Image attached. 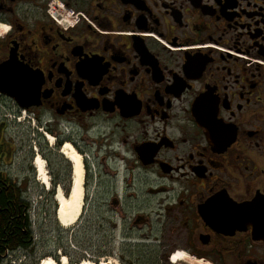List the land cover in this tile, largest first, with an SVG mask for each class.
<instances>
[{
	"label": "flooded vegetation",
	"instance_id": "flooded-vegetation-1",
	"mask_svg": "<svg viewBox=\"0 0 264 264\" xmlns=\"http://www.w3.org/2000/svg\"><path fill=\"white\" fill-rule=\"evenodd\" d=\"M10 56L126 264H264V0H0Z\"/></svg>",
	"mask_w": 264,
	"mask_h": 264
},
{
	"label": "rangeland",
	"instance_id": "rangeland-1",
	"mask_svg": "<svg viewBox=\"0 0 264 264\" xmlns=\"http://www.w3.org/2000/svg\"><path fill=\"white\" fill-rule=\"evenodd\" d=\"M27 116L32 117V115ZM23 117L22 111L14 104L0 98V133L13 150L11 157L4 158L0 171L22 188L23 197L29 204L28 213L33 236L30 248L17 250L5 256L4 264H39L45 258H51L57 262L62 256L67 257L68 264H78L82 260L97 263L99 260L107 259L103 252L107 245L114 247L112 252H116L110 260L117 264H126L125 258L120 255L122 251L120 249L116 251L121 238L118 236L119 231L113 232L115 235L113 238L108 236L110 233L106 235L107 228L105 229L103 222L99 219L104 212L103 207L90 200L94 188L93 174H90L86 188L88 195L85 191L82 216L78 222L68 228L58 223L55 217L54 196L58 187L66 197L69 195L72 164L60 154V149L56 148L57 142H48L41 132L43 128V131L52 135L55 140L56 134L53 127L41 126L36 119L32 122ZM36 154L45 160L50 179L48 189L37 179L38 176L32 164ZM96 176V188L107 181L103 175L96 174ZM107 238L110 241H106ZM112 240H115L114 243ZM104 241L109 243H105V246ZM123 254L129 257L135 255L136 251L129 248ZM140 254L142 252H138L137 258ZM135 257L136 255L132 259L135 260Z\"/></svg>",
	"mask_w": 264,
	"mask_h": 264
},
{
	"label": "bare ground",
	"instance_id": "bare-ground-1",
	"mask_svg": "<svg viewBox=\"0 0 264 264\" xmlns=\"http://www.w3.org/2000/svg\"><path fill=\"white\" fill-rule=\"evenodd\" d=\"M6 29H2V33H5ZM45 138L48 142L53 143L54 137L50 134H46ZM60 153L71 162V189L69 195L66 197L61 188H57L54 196V200L58 203V213L56 219L58 223L64 227L68 228L73 226L78 222L80 217L82 216V211L84 207V168H83V157L74 149V147L66 142L61 148ZM34 158L33 166L37 173V179L41 182L42 185L50 187V179L47 174L46 163L45 160L41 158L39 154H36ZM33 162V161H32ZM58 217V218H57ZM171 262L178 263L180 261L185 260V256L181 251H176L172 254ZM39 264H68V259L66 256H62L56 262L54 259L45 258ZM78 264H117L113 261L101 262H92L90 260H82Z\"/></svg>",
	"mask_w": 264,
	"mask_h": 264
},
{
	"label": "trees",
	"instance_id": "trees-1",
	"mask_svg": "<svg viewBox=\"0 0 264 264\" xmlns=\"http://www.w3.org/2000/svg\"><path fill=\"white\" fill-rule=\"evenodd\" d=\"M1 135L0 133V165L13 152ZM28 211L29 204L23 197L20 185L0 171V264H4L7 253L9 255L32 246L33 236Z\"/></svg>",
	"mask_w": 264,
	"mask_h": 264
},
{
	"label": "water",
	"instance_id": "water-1",
	"mask_svg": "<svg viewBox=\"0 0 264 264\" xmlns=\"http://www.w3.org/2000/svg\"><path fill=\"white\" fill-rule=\"evenodd\" d=\"M12 56L0 64V93L13 98L20 108H24L25 97L29 94L24 86L21 68L14 64ZM58 207L55 211L57 216ZM58 218V217H57Z\"/></svg>",
	"mask_w": 264,
	"mask_h": 264
}]
</instances>
